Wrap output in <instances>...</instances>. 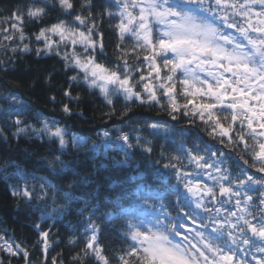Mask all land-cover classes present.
I'll return each instance as SVG.
<instances>
[{
  "label": "snow or ice",
  "instance_id": "1",
  "mask_svg": "<svg viewBox=\"0 0 264 264\" xmlns=\"http://www.w3.org/2000/svg\"><path fill=\"white\" fill-rule=\"evenodd\" d=\"M112 2L115 10L108 8L103 15L118 18L115 29L121 42L125 39L134 42L130 51L121 48L120 44L117 45L118 58L122 61L120 64L109 67L97 59L98 55L103 54L104 44L103 33L97 28L98 17H93L91 12L92 0H80L79 9L75 0H30L26 6H18L12 16L6 18L12 21L11 32L8 28L0 31L8 33L3 36V40L9 41V44L0 43V46L13 54H25L34 50L39 56L42 53L55 52V55L65 61L66 70L69 67L78 70L76 75L69 77L70 81L83 80L90 89H98L109 105L113 103L110 97L122 93L128 101L159 105L162 110L168 111L173 120L177 119L176 113L183 109L184 116L191 112L192 117H198L204 124L213 122L210 134L227 137L230 142L231 125L225 128L220 123V116L231 110V124L240 121L237 142L243 144L247 150L251 147L248 143L250 138L258 146V151L253 148L250 152L257 162L250 167L255 168L261 175H252L239 166L233 175L228 166L229 158L225 153H219L224 159L209 163L205 156L200 154L198 146L185 149L183 159L176 155L163 164L165 169L176 170L177 181L182 182L186 192L194 198L195 208L209 213L208 216H196L181 209L198 228L210 229L209 235L197 231L196 237L199 238V242L194 243L193 238L178 231L176 223L166 222L161 216L151 213L138 214L137 209L147 206L146 201L143 206L139 203L143 198L141 193L135 194L136 199L130 202L128 209L119 208L115 213L108 212L106 215L109 219L113 216H122L126 220L122 236L127 247L115 254L117 264H247L246 260L236 257L237 249L241 252L248 249L249 252L245 255L252 249L264 254V0H112ZM53 11L59 13L56 21L42 25ZM84 11L88 12L87 16L83 14ZM30 24L42 26L29 36L26 29ZM33 39L37 44L35 48L32 45ZM41 43L42 47L39 46ZM141 53L150 68L149 75L155 73V79L159 81L158 87L162 90L161 95L168 98L167 104L161 103L150 84H144L147 93V97L144 98L135 90V85L130 83L134 78L133 73L140 71V66L135 63L129 64L126 57L134 54L138 59ZM157 58L165 70L163 76ZM5 63L0 61V64ZM145 79L146 77L141 74L140 80ZM177 84L181 86L179 93ZM70 88L71 85L64 91V96L78 100V96H71ZM177 95L185 97L186 103H178ZM197 97L203 98L198 104L194 103ZM8 99L12 104L27 110L17 96L12 95ZM51 99L54 101L55 97ZM189 105H192L191 109ZM215 109L221 110L220 115L214 112ZM62 110L66 114H71L68 104H64ZM131 110V106L126 105L123 115L126 116ZM13 112L17 115L14 121L15 137L23 135L31 139L35 136L41 140L47 137L58 143L60 149L68 146L64 129L54 123L50 124L46 119L39 120L40 127L26 124L19 118L22 112L15 108L7 112L9 119ZM224 119H228V116L224 115ZM147 127L153 132L168 131L158 123H150ZM0 133H3L2 128ZM110 135L107 131L103 132L105 138ZM117 139L129 149L133 147L127 133L122 132ZM136 142L141 143L139 136L136 137ZM71 143L73 147L81 145L80 139L75 135L72 136ZM150 145L151 141H147L144 147L148 153L152 152ZM125 155L127 156V153ZM211 155L218 154L211 152ZM55 159L59 161L58 156ZM185 159L199 169L214 168L218 175L214 178L209 175L214 179L215 185L201 186L190 179L185 181L184 177L192 175L187 171L181 174ZM172 161H179L180 167ZM243 163L248 165L247 160ZM217 188L219 197H226L227 202L235 198V211L231 208L225 209L227 216L223 220L217 219V216L226 201L218 200ZM12 195L31 202L34 193L25 187L14 188ZM175 195L179 203L180 194ZM205 198H208L207 203ZM216 204H220L221 207H215ZM93 215L94 213H90L86 220L85 244L80 252L72 257L73 264H83L88 258L94 259L96 264H111L104 247L98 243L100 228L93 220ZM34 227L39 232L37 243L47 259L51 229L39 231V224ZM179 227L185 228V232L193 231L186 228L183 223H179ZM0 241H3L0 250L16 256L19 253L14 250L15 247L23 253L25 260L29 258L28 251L22 249L19 244L13 246L2 236ZM69 243L74 244L75 240H70ZM240 244H243L244 248H240ZM233 245H236V249H233ZM0 264H3V261H0ZM52 264H63V261L52 257ZM257 264H264V259L258 260Z\"/></svg>",
  "mask_w": 264,
  "mask_h": 264
},
{
  "label": "trees",
  "instance_id": "2",
  "mask_svg": "<svg viewBox=\"0 0 264 264\" xmlns=\"http://www.w3.org/2000/svg\"><path fill=\"white\" fill-rule=\"evenodd\" d=\"M29 2L30 0H0V30L8 28L11 32L12 21L6 18L11 17L18 6H26ZM75 3L79 9L80 0H75ZM92 5L93 17H98L97 28L103 33L104 50L97 59L109 67L120 64L122 61L118 58L117 45L130 51L134 42L130 39L121 42L115 29L118 18L103 15L108 8L115 10L112 0H92ZM58 14V11H53L42 25L55 22ZM83 14L87 16L88 12L84 11ZM42 25H28L27 34L31 36ZM7 34L0 31V43L9 44V41L3 40V36ZM32 45L33 48L37 46L34 39ZM39 46L42 47V43ZM97 52L99 53V48ZM126 58L129 64L140 66V71L133 73L134 78L130 83L141 93L143 81L140 76L148 74L150 68L143 60V53L138 59L134 54ZM0 61L6 62L0 64V69H6L0 70V128L3 129V133H0V236L8 239L13 246L19 244L29 253V258L25 260L23 253L15 247L14 250L19 253L16 256L0 250V261L3 264H52V257L62 260L63 264H73L72 257L84 247V229L90 213H94L92 218L100 228L98 243L104 247L111 264H117L115 254L127 247L122 236L126 220L122 216L109 219L106 213H115L119 208L128 209L130 202L135 201L136 193L143 196L139 201L142 206L147 202V206L136 210L138 214L151 213L161 216L166 222L176 223L178 231L198 243L196 232L203 231L207 236L210 229L198 228L181 209L196 216H208L209 213L194 207L183 183L177 181L176 170L163 167L173 156L179 155L183 159L185 149L198 146L200 154L209 163L224 159L219 156L223 152L229 158L228 166L233 175L238 171L237 166L252 175H261L250 167L257 163L250 152L253 148L258 151V146L250 138L248 143L251 147L247 150L237 142L240 124H231V110L224 113L228 119H224V115L220 116V123L225 128L231 125L230 142L227 137L210 134L213 122L204 124L198 117H192L191 112L184 116L183 109L176 113L177 119L173 120L168 111L162 110L159 105L128 101L122 94L110 97L113 103L109 105L97 89H90L83 80L70 81L69 77L76 75L78 70L72 67L66 70L65 61L55 55V52L39 56L34 50L25 54H13L0 46ZM157 63L161 66L163 76L165 70L159 58ZM69 85L71 96H78V100L64 96ZM180 87L177 84L178 93ZM161 92V89L156 90L158 99L162 104H167L168 98L162 96ZM12 95L23 102L26 111L12 104L8 99ZM51 97H55V100ZM202 99L197 97L194 103L198 104ZM177 101L183 104L186 103V98L177 95ZM64 104L69 105L70 115L63 112ZM126 105H130L132 110L125 116L123 112ZM13 108L22 112L19 118L26 124L40 127L39 120L46 119L50 124L54 123L64 129L68 146L60 149L58 143L47 137L43 140L35 136L31 139L23 135L15 137L14 121L17 115L13 112L10 119L7 117V112ZM191 108L192 105H189V109ZM214 112L220 115L221 110L215 109ZM150 123H158L168 131L153 132L147 127ZM104 131L109 132L110 137L105 138ZM122 132L129 135L133 144L131 149L117 139ZM73 135L80 139V146L73 147ZM137 136L141 138L140 144L136 142ZM147 141H151V153L144 150ZM211 152L218 155L212 156ZM57 156L59 161L55 159ZM244 160L248 161V165H244ZM172 162L180 167L179 161ZM185 171L192 175L184 177V180L195 182L197 178L194 172H203V169L185 159L181 174ZM215 173L217 176L216 171ZM224 183L227 184L226 181ZM214 185L215 183L210 186ZM25 187L33 190L31 202L12 195L14 188ZM218 191L217 188L218 200H225L224 197H219ZM176 193L180 194L179 203ZM256 195L258 194H254ZM41 196L44 198L40 199ZM234 200L235 198L229 204L225 200L223 207L215 205L221 207L217 219L223 220L227 216L225 209L231 208L234 211ZM179 223L193 231L185 232V228H180ZM36 224L40 225L39 231L51 229L47 259L37 243L39 232L34 227ZM70 240H75V243H69ZM239 247L244 248V245L240 244ZM233 249H236V245H233ZM246 252L249 250L241 252L237 249L236 257L246 260L247 264H257L258 260L264 259V254L255 249L247 255ZM83 264H96V261L88 258Z\"/></svg>",
  "mask_w": 264,
  "mask_h": 264
},
{
  "label": "rangeland",
  "instance_id": "3",
  "mask_svg": "<svg viewBox=\"0 0 264 264\" xmlns=\"http://www.w3.org/2000/svg\"><path fill=\"white\" fill-rule=\"evenodd\" d=\"M237 19H239V18H237ZM226 31H232L231 29H226ZM237 36L239 35L238 33H235ZM145 77H146V79L145 80H143V84L141 85V93H140V95L142 96V97H144V98H146L147 97V93L145 92V90H144V84L145 83H148V84H150V86H152L153 88H154V90L156 91L157 89H159V87H158V85H159V81H157L156 79H155V73L153 72L151 75H149V73L148 74H146L145 75ZM98 90V89H97ZM99 91V90H98ZM122 94V93H121ZM123 95V94H122ZM124 96V95H123ZM209 174H211V177H213L214 178V176H216V174H215V170H213V169H211V168H207V169H203V172H195L194 173V175L195 176H197V178H199L200 180L199 181H197V182H194V183H202V184H206V183H210V182H212V181H214V179H211L210 178V175ZM190 198H191V200H193L194 198L193 197H191L190 196ZM241 199H242V197H241ZM208 200V198H205V202ZM194 206H195V204H194ZM197 209V208H196Z\"/></svg>",
  "mask_w": 264,
  "mask_h": 264
}]
</instances>
